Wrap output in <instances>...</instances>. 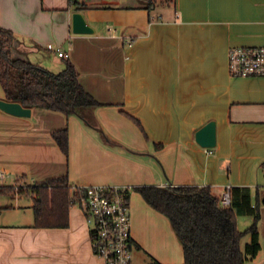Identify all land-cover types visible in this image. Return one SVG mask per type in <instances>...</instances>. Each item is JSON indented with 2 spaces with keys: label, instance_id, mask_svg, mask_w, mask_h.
<instances>
[{
  "label": "crops",
  "instance_id": "obj_1",
  "mask_svg": "<svg viewBox=\"0 0 264 264\" xmlns=\"http://www.w3.org/2000/svg\"><path fill=\"white\" fill-rule=\"evenodd\" d=\"M118 1H88L102 3L79 10L93 32L74 33L69 0H0L13 55L59 72L64 58L47 44L70 42L66 58L102 103L90 112L95 127L55 110L0 109V185L66 176L75 186L131 187L132 264H184L169 219L133 187L209 186L220 196L227 185L247 186L261 248L246 264H264V77L227 69L231 46L264 45V0H174L149 11ZM211 120L216 145L202 147L195 132ZM61 128L67 155L52 137ZM67 217L62 227H37L28 196L0 195V264H100L81 208L69 206ZM252 222L237 216L240 230Z\"/></svg>",
  "mask_w": 264,
  "mask_h": 264
},
{
  "label": "trees",
  "instance_id": "obj_2",
  "mask_svg": "<svg viewBox=\"0 0 264 264\" xmlns=\"http://www.w3.org/2000/svg\"><path fill=\"white\" fill-rule=\"evenodd\" d=\"M174 0H129L116 5L126 9L151 10ZM74 10L101 7L83 0H69ZM15 35L0 25V86L4 99L24 107L55 110L66 116L76 115L86 125L95 127L90 112L102 105L80 83L78 71L68 58L64 69L52 72L12 53ZM61 151L68 153L67 128L52 131ZM105 137L107 135L105 134ZM160 147L161 144H154ZM77 187L66 176L47 178L32 185H0V195H25L32 201L34 225L58 227L67 223L68 208L75 205ZM155 210L170 221L182 245L184 264H246L261 248L257 221L259 210L252 202L247 186H231L229 205L221 204L209 186L142 185L132 188ZM238 215H251L253 222L245 230L237 226ZM249 234L248 241L243 238ZM131 246L135 247L133 238ZM104 264V263H102ZM151 264H160L153 261Z\"/></svg>",
  "mask_w": 264,
  "mask_h": 264
},
{
  "label": "built area",
  "instance_id": "obj_3",
  "mask_svg": "<svg viewBox=\"0 0 264 264\" xmlns=\"http://www.w3.org/2000/svg\"><path fill=\"white\" fill-rule=\"evenodd\" d=\"M88 2L90 0H83ZM100 1V0H99ZM133 40L128 39L127 44ZM67 49L47 44L58 57L66 58ZM227 69L232 77H264V45L231 46L227 51ZM72 202L84 213L90 230L91 246L104 264H132L129 193L125 185H78ZM231 186L224 187L219 196L222 205L231 202Z\"/></svg>",
  "mask_w": 264,
  "mask_h": 264
},
{
  "label": "water",
  "instance_id": "obj_4",
  "mask_svg": "<svg viewBox=\"0 0 264 264\" xmlns=\"http://www.w3.org/2000/svg\"><path fill=\"white\" fill-rule=\"evenodd\" d=\"M71 29L74 33H91L93 28L89 26L80 11H74L71 15ZM0 109L17 116H29L31 109L22 106L17 101H8L0 98ZM196 142L206 148H211L216 145V124L213 120L198 128L195 132Z\"/></svg>",
  "mask_w": 264,
  "mask_h": 264
},
{
  "label": "rangeland",
  "instance_id": "obj_5",
  "mask_svg": "<svg viewBox=\"0 0 264 264\" xmlns=\"http://www.w3.org/2000/svg\"><path fill=\"white\" fill-rule=\"evenodd\" d=\"M124 0H119L117 4H114V5H119L121 4V2H123ZM125 2H129V0H125ZM102 4V3H101ZM19 184H25L23 181L20 182ZM91 241V239H90ZM97 262L101 264V262L103 263V260L101 258L97 259Z\"/></svg>",
  "mask_w": 264,
  "mask_h": 264
}]
</instances>
